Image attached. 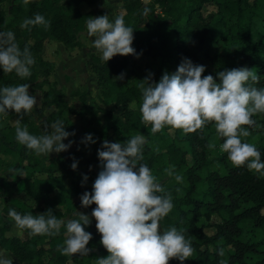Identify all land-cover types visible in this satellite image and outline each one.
Wrapping results in <instances>:
<instances>
[{"label":"trees","instance_id":"16d2710c","mask_svg":"<svg viewBox=\"0 0 264 264\" xmlns=\"http://www.w3.org/2000/svg\"><path fill=\"white\" fill-rule=\"evenodd\" d=\"M63 1L30 0L28 8L19 1L12 4L8 12L19 18L21 12L27 13L28 18L37 13L43 15L50 26H29L31 30L25 28V34L40 38L53 35L65 42L70 39V33L74 35L82 29L92 14L91 10L69 12L68 6L82 2L93 4L96 0ZM205 1L216 5V10L207 16L200 11ZM123 2L124 13L120 15L124 16L125 25L134 30L132 47L152 56L147 64L153 68L140 76L139 84L122 82L116 77L125 71L129 62L127 56L116 55L96 66L97 82L104 101L114 105L135 103L134 108L125 106L122 117L114 116L125 141L140 134L153 145H144V159L140 163L159 174L158 180L165 191L171 193L174 205L160 221L161 233L175 226L192 242L193 255L183 264H220L221 260L227 264H264V213L261 211L264 176L249 171L246 165L237 168L231 163L227 153L221 151L224 138L218 135L214 123L194 133L185 134L177 129L171 133V127H165L151 134V126L142 122V91L138 87L149 73L154 74V82H159L165 71H176L184 58L195 56L194 62L205 66L204 76L211 74L219 82L218 72L244 66L259 76L253 86L264 89V0H156L148 6L150 11L145 22H142L140 0ZM154 4H159L170 20L154 13ZM47 13H50L49 19ZM0 32H5L2 26ZM253 119L259 120L255 127L245 126L250 136L241 140L255 145L264 162V113L256 114ZM209 143H214L215 148L210 149ZM19 151L22 158L28 155L25 145L21 144ZM188 151L195 154L191 163L186 161ZM172 166L175 174L182 176V182L175 180V174L169 177L165 173L164 170ZM5 179L0 176V196L8 206L11 204L3 188ZM9 183L14 184L15 180ZM15 210L25 215L19 208ZM214 213L220 220L212 223L216 231L208 234L203 229L205 224H198L196 219L208 218ZM87 232L93 237L88 246L100 242L97 228ZM258 232L263 234L258 236ZM58 235L62 237V232ZM5 241L0 233V243L5 245ZM227 243H231L232 250L226 247ZM207 244L214 248L210 249ZM220 248L224 250L223 257L219 255ZM105 253L107 256L106 249ZM79 257L75 259L76 264H88L85 257ZM50 264L65 262L54 259ZM170 264L181 262L173 259Z\"/></svg>","mask_w":264,"mask_h":264},{"label":"clouds","instance_id":"9594fccd","mask_svg":"<svg viewBox=\"0 0 264 264\" xmlns=\"http://www.w3.org/2000/svg\"><path fill=\"white\" fill-rule=\"evenodd\" d=\"M30 0H23L27 6ZM145 6L143 15L149 14ZM42 25L50 26L45 17L35 14L25 19L21 28ZM87 33L93 37V47L102 55L105 62L116 55H137L132 47L133 28L125 25L123 15L110 22L109 15L90 18L86 22ZM34 58L27 46L23 50L15 42L12 31L0 32V68L4 73L15 72L26 78L31 75L30 66ZM205 66L195 65L184 58L174 73L164 72L159 82L152 76L141 80L138 85L142 91L140 112L145 126L150 125L151 134L162 131L165 127L182 130L185 134L202 130L208 123H214L216 132L224 142L221 151L227 153L231 163L239 168L247 166L264 176V162L255 145L242 142L241 137L250 136L247 127H255L253 116L264 113V89L253 86L259 76L247 67L233 68L217 73L219 82L209 74L204 76ZM123 80L124 74L116 77ZM145 84L147 86H145ZM28 84L8 86L0 89V115L7 116L14 110L20 119L16 121V139L33 150L37 155L68 151L73 140L64 141L75 132H68L62 121L50 125L51 131L39 137L32 135L27 127L21 128L20 120L30 114L37 106L36 96L29 94ZM85 145L96 143L92 134H86L81 141ZM147 143L144 135H135L123 143L105 140L98 149L100 172L93 183L91 192H84L81 207L93 204L91 216L77 212L78 218L58 219L51 209L44 214L31 213L21 215L15 209L7 212V217L14 221L17 236L22 237L24 230L31 235L55 236L62 226L66 227L64 247L58 249L62 255L87 256L92 251L87 246L92 234L85 230L96 221V228L101 235L100 243L107 250L106 257L98 258L97 264H170L175 259L183 264L194 252L192 242L185 238L175 226L161 233L160 221L173 209L170 192L153 175L152 170L143 163V147ZM209 143L210 149L215 148ZM71 164L77 170L78 162ZM172 177L174 166L164 170ZM23 176V175H21ZM182 176L175 174V180L182 182ZM88 176L84 175L86 183ZM83 186V184H82ZM219 255L224 256L223 248ZM0 264H13V260L0 250ZM220 264H227L221 260Z\"/></svg>","mask_w":264,"mask_h":264},{"label":"rangeland","instance_id":"374dc122","mask_svg":"<svg viewBox=\"0 0 264 264\" xmlns=\"http://www.w3.org/2000/svg\"><path fill=\"white\" fill-rule=\"evenodd\" d=\"M19 1L23 3V0L0 1V26L5 32L14 33L15 42L21 50L25 46L29 48L35 62L30 66L31 75L26 78L17 76L15 72L6 74L0 68V89L21 84L30 85L29 94L36 96L38 104L30 114L23 116L19 125L21 128L26 126L30 134L37 137L48 134L53 122L62 121L64 128L68 132H75V135L64 141L66 144L69 140L74 141L68 151L37 155L27 148L28 155L22 158L19 151L21 144L16 139V121L20 118L14 110L7 116L0 115V134L3 136V141L0 142V176L6 178L3 188L8 204H11L7 206L4 198L0 196V233L6 240L5 245L0 243V250L13 260V264H50L54 259L65 264H76L75 259L82 255L65 256L58 250L65 246L66 227L62 226L60 229L62 237L31 235L28 230H24V235L19 237L15 223L7 217V212L17 207L25 215L44 214L51 209L58 219L63 220L78 218L75 215L78 211L91 216L96 205L81 207L80 197L84 192L93 190V183L101 170L98 149L105 140L125 142L114 116L122 117L125 106L134 108L135 103L132 101L128 105H114L102 99V88L97 82L96 71V66L102 65V54L93 47L95 38L88 35L86 22L91 17L105 14L109 15L110 22H114L116 16L124 13V2L96 0L93 4L82 2L69 5V12L91 10L92 14L82 29L74 35L70 33V39L64 42L53 35L40 38L25 34L26 30L21 28V24L29 15L21 12L19 18L8 12L10 6ZM155 1L140 0L142 14L145 6L148 7ZM60 2L64 3L63 0ZM154 7V13H158L161 19L170 20V16L159 4H154ZM215 10L216 5L211 1L203 2L200 8L203 16ZM46 16L49 19L50 13ZM147 16L143 15L142 22L147 21ZM136 54L127 56L129 63L122 73V82L139 84L140 76L153 68L147 64L153 58L146 51L142 49V52L136 51ZM188 59L195 65L201 63L194 62L195 56ZM242 67L244 66L236 68ZM174 72L172 69L169 73ZM258 120H255L256 124ZM169 132L173 133L174 129L169 128ZM86 134H92L96 143H82ZM146 144L153 146L151 141ZM194 156L193 151H188L186 161L191 163ZM73 158L78 162L77 170L71 167ZM151 170L159 179V174L152 168ZM84 175L88 176L86 183L83 182ZM12 180H15L14 184L9 183ZM261 211L264 213V207ZM91 220V224L85 226L86 231L96 229L95 218L92 217ZM219 220V216L214 213L208 218L198 217L196 222L205 224L204 231L213 234L216 228L212 223ZM262 234L257 233L258 236ZM54 245L59 247H52ZM206 246L214 248L211 244ZM87 247L92 251L82 257H85L88 264H97L98 258L106 257L105 248L100 242ZM226 247L232 250L231 243H227Z\"/></svg>","mask_w":264,"mask_h":264}]
</instances>
